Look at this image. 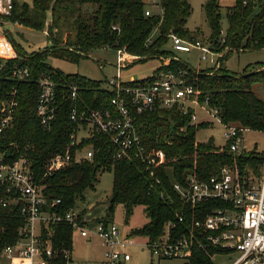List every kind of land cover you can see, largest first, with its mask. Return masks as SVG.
<instances>
[{"label": "trees", "instance_id": "trees-1", "mask_svg": "<svg viewBox=\"0 0 264 264\" xmlns=\"http://www.w3.org/2000/svg\"><path fill=\"white\" fill-rule=\"evenodd\" d=\"M256 2L237 0L236 5L228 10V29L223 43L220 0L206 1L205 12L212 32L209 41L216 50L228 51L222 62L234 52L264 49V0ZM159 6L162 14L151 16H146L148 8L144 0H32V6H16L10 22L37 30L45 28L47 14H51L48 24L51 50L43 54L27 53L7 31L6 36L20 59L9 61L0 75V101L8 98L13 90H17L19 96L8 141L18 143L20 152L30 148L28 151L34 157L39 177L43 176L47 159L65 152L71 135L76 131L77 126L69 120L72 103L65 85L78 87L80 108H109L113 98V94L102 88L100 82L80 75H65L47 64L45 57L54 55L79 61L95 50L112 48L117 51L125 49L129 55L138 58L137 62H147L174 55L167 49L171 35L190 42L198 40L197 34L187 29L192 13L188 0H159ZM155 30L158 36L153 39ZM16 65L29 66L30 78L24 81L12 79L9 74ZM161 71H186L187 83L193 87L200 102L208 99L209 106L220 111L225 124L264 133V67L243 74L231 73L226 68L216 74H205L172 59L167 66H163L161 61L154 75ZM154 75L129 82L127 86L150 85ZM44 76H51L58 84L59 114L52 131L44 130L36 115L41 93L38 82ZM136 124L146 147L166 153L171 173L162 170L155 178L144 170L139 161H115L114 146L104 138L95 137L79 146L81 149H96L92 162L74 163L44 179L46 195L61 199L65 209L73 208L76 200L81 198L84 201V193L88 189H95L100 173L113 169L115 178L109 214L99 221L110 223L119 205L124 207L128 219L137 206H143L150 222L131 234L154 239L163 233L166 223L177 212H192V208L184 205L174 192V181L182 182L190 174L204 180L223 166H233L244 177H259L264 169V153L252 152L237 157L230 152L228 143L217 147L213 141L198 142L196 133L200 126L192 125L191 118L182 116L177 107L137 115ZM72 153L76 155L75 150ZM157 178L160 183L156 182ZM23 225L22 217L0 210V254L6 245L17 240ZM54 231L55 247L72 250V228L60 225ZM194 264L211 263L198 252Z\"/></svg>", "mask_w": 264, "mask_h": 264}, {"label": "built area", "instance_id": "built-area-1", "mask_svg": "<svg viewBox=\"0 0 264 264\" xmlns=\"http://www.w3.org/2000/svg\"><path fill=\"white\" fill-rule=\"evenodd\" d=\"M29 3L32 0H0V75L9 61L20 59L6 36L3 23L14 24L9 19L16 6ZM151 15L146 11V16ZM221 36L224 43L225 35ZM169 39L174 54L198 50L201 62L220 68L223 55L211 42H190L175 35ZM117 56V75L105 88L113 94L109 108H80L78 87L65 85L72 103L69 120L77 127L66 151L47 159L42 177L38 176L30 148L20 152L18 143L8 141V131L19 106L17 90L0 101V210H8L13 216L24 219L17 240L2 249L0 264L2 261L9 264H125L131 261L127 251L134 244L131 235L123 236L112 222L104 223L99 219L93 222L87 212L77 214L74 207L65 209L61 199L46 195L43 181L74 163L92 162L96 149L79 146L95 137L104 138L114 146L115 161H139L155 178L162 170L171 173L166 153L144 145L136 124L137 115L177 107L182 116L190 117L194 124L198 120L194 107L204 106L223 125L230 152L237 157L247 153L244 140L247 130L225 124L220 111L211 108L208 99L201 103L187 83L186 71H161L154 75L150 85L131 87L127 86L129 82L122 81V72L138 58L125 49L118 50ZM171 60L161 61L167 66ZM9 75L16 81H24L30 78L31 70L27 65H16ZM38 83L41 93L36 115L42 128L52 131L59 114L58 84L51 76L42 77ZM156 182L160 183V179ZM172 185L192 212H177L159 237L147 236L145 246L153 258L194 264L196 254L201 252L211 264H264V169L259 177H244L233 166H223L207 179L200 180L190 174ZM60 225L70 226L73 233L78 231L83 238L97 236L108 249L106 258L99 262H82L73 258L71 249L56 248L54 228ZM220 259L223 262L218 263Z\"/></svg>", "mask_w": 264, "mask_h": 264}, {"label": "rangeland", "instance_id": "rangeland-1", "mask_svg": "<svg viewBox=\"0 0 264 264\" xmlns=\"http://www.w3.org/2000/svg\"><path fill=\"white\" fill-rule=\"evenodd\" d=\"M207 0H188L192 13L187 21V29L197 34L198 40L203 43L210 42L211 29L205 12V4ZM237 0H220L221 6V33L226 36L228 29L227 14L228 10L236 5ZM258 2V0H257ZM256 2V3H257ZM148 10L154 15H160L161 7L159 0H146ZM32 6V3H29ZM47 23L51 22V14H47ZM3 27L11 34L13 40L20 45L27 53H46L51 50L48 41V25L42 30L33 29L19 24L3 23ZM158 36V31H154L152 38ZM167 49L172 50L169 43ZM222 58L220 60V68L212 67L207 62H201V53L198 50H192L190 53H176L174 55H164L147 62H134L122 72L123 82L140 81L154 75L155 70L161 65V60H179L192 67L197 73L216 74L221 69H228L234 74H243L252 70L264 67V49L252 50L245 52H234L226 61L222 59L228 53L220 51ZM45 62L53 68L60 70L65 75H80L90 80L100 82L102 88L107 87V82L115 78L117 75V50L105 48L91 52L87 57L79 61H73L61 56L47 55ZM163 62V61H162ZM260 93V92H259ZM195 112L198 120L192 125L200 126L196 133V140L201 143L213 141L217 147L226 146L227 142L224 138V127L214 117L211 111L204 106H196ZM245 148L247 153H264V133L258 131H247L244 134ZM115 171L106 170L99 174V182L95 185V189H88L84 193V201L80 198L76 200L74 211L77 214H85L90 220L95 222L96 219H105L109 214L110 202L113 197ZM112 223L119 227L123 236L131 235L133 246L128 248L131 255V261L126 264H184L181 261H159L153 258L146 248L147 237L131 234L134 231L141 230L146 226L150 219L146 216L145 207L137 206L133 214L126 217L124 207L119 205L113 212ZM90 225H93L90 221ZM108 249L104 243L95 235L83 238L78 231L73 233L72 238V256L74 259L82 262L102 261L106 258ZM223 262L221 259L218 263ZM1 264H9L2 261Z\"/></svg>", "mask_w": 264, "mask_h": 264}, {"label": "crops", "instance_id": "crops-1", "mask_svg": "<svg viewBox=\"0 0 264 264\" xmlns=\"http://www.w3.org/2000/svg\"><path fill=\"white\" fill-rule=\"evenodd\" d=\"M145 3H146V0H144ZM147 4V3H146ZM159 14H162V9L160 10ZM130 262V261H129ZM128 263V262H127ZM126 264V263H125Z\"/></svg>", "mask_w": 264, "mask_h": 264}]
</instances>
